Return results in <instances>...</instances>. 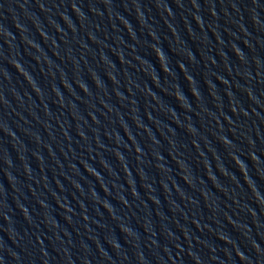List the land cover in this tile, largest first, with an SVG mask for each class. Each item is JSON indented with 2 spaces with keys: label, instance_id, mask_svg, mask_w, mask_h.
Returning a JSON list of instances; mask_svg holds the SVG:
<instances>
[{
  "label": "water",
  "instance_id": "1",
  "mask_svg": "<svg viewBox=\"0 0 264 264\" xmlns=\"http://www.w3.org/2000/svg\"><path fill=\"white\" fill-rule=\"evenodd\" d=\"M0 264H264V0H0Z\"/></svg>",
  "mask_w": 264,
  "mask_h": 264
}]
</instances>
